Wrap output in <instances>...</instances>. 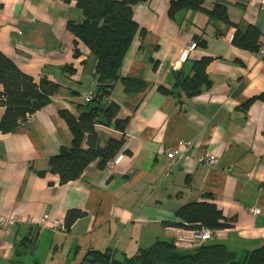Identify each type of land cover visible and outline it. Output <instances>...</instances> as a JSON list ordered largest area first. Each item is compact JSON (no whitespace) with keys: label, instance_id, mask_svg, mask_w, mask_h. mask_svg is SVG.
<instances>
[{"label":"crops","instance_id":"obj_1","mask_svg":"<svg viewBox=\"0 0 264 264\" xmlns=\"http://www.w3.org/2000/svg\"><path fill=\"white\" fill-rule=\"evenodd\" d=\"M215 5L225 7L227 21H212L205 10L169 14L170 0L134 5L138 30L120 75L144 81L146 90L125 94L117 83L104 101L119 109L114 121L94 127L102 148L115 142L110 159H123L113 170L96 160L60 185L49 160L72 146L61 113L78 118L96 105L83 102L95 91L96 56L67 28L84 17L72 0H0V51L36 83L55 86L13 132H0V264H81L92 249H110L121 260L158 241L173 243L177 211L202 200L234 221L211 242L237 260L264 246V101L257 99L264 58L232 42L236 30L254 27L263 50L264 13L260 0L202 1L206 10ZM191 44L195 50L179 64ZM202 58L209 59V86L186 97L176 81ZM80 146L87 149L86 136ZM171 150L174 161L166 156ZM204 154L217 166L198 163ZM75 209L86 216L69 230L39 225L44 216L64 223Z\"/></svg>","mask_w":264,"mask_h":264},{"label":"trees","instance_id":"obj_2","mask_svg":"<svg viewBox=\"0 0 264 264\" xmlns=\"http://www.w3.org/2000/svg\"><path fill=\"white\" fill-rule=\"evenodd\" d=\"M72 1L76 2L84 20L81 24L69 22L67 28L97 59L94 73L95 95L91 101L96 105L83 112L78 118L68 112L61 113L72 135V146L58 149L56 155L49 160V167L58 177L60 185H66L80 178L86 168L96 160H101L105 164L110 159L115 149V142L109 141L102 148L94 127L110 124L119 111L115 104L104 103L111 89L117 83H121L125 94H139L146 90L144 81L123 78L120 70L138 30L132 18V8L147 0ZM202 1L170 0L169 14L180 9L205 10L210 20L227 21L224 6L215 5L211 10H206L202 7ZM259 35L254 27L248 28L244 33L236 30L232 42L239 48L259 54ZM75 52L77 53V49ZM208 63L207 58L195 61L189 75L178 77L176 85L186 97L197 95L202 87L209 86L206 75ZM0 85L2 86L0 106L3 108L0 132L4 135L13 132L20 122L44 106L55 91V86L44 78L36 83L31 77L23 74L1 51ZM159 92L164 95L171 94L161 86ZM257 99L264 101V95ZM114 123L117 125L119 122ZM84 136H86V150H82L80 146ZM85 216L86 212L79 209L67 211L64 216V230H69L76 221ZM177 217L178 221L169 224L170 227L185 230L205 227L217 232L214 236L232 228L234 223L233 219L224 218L216 205L207 200L181 206L177 211ZM81 264H264V246L250 251L237 260L222 243L214 241L187 252L178 251L174 243L158 241L121 260L115 258L110 249L105 251L92 249L87 251Z\"/></svg>","mask_w":264,"mask_h":264},{"label":"built area","instance_id":"obj_3","mask_svg":"<svg viewBox=\"0 0 264 264\" xmlns=\"http://www.w3.org/2000/svg\"><path fill=\"white\" fill-rule=\"evenodd\" d=\"M260 8L262 13H264V0H260ZM195 48H196V44H191L186 48H184L180 52L178 63L184 64L188 60L190 52L194 51ZM260 55L264 57V49L260 51ZM94 95L95 94L92 91L87 92L83 97V102L86 104L90 103ZM182 145L187 148L190 146V143L184 142ZM166 156L170 161L175 160V155L173 150L167 152ZM122 159H123L122 155L118 156L116 159H109L106 161L105 167L108 170H113L114 167H116L122 161ZM197 161L200 164H205L212 168L216 167L218 164V159L215 156H210L208 154L199 156L197 158ZM251 211L253 212V210ZM39 224L42 226L47 225L46 227L50 229L52 228L53 230H64V225L62 223H60L59 221H53L52 223H49L47 221V216L42 217L39 221ZM176 230L178 232L175 233L176 235L174 237L175 240L173 243L178 249H185V250L195 249L210 242L211 240H213L214 234L217 233V232H212L205 227H200L198 229H193V230H185V229H176Z\"/></svg>","mask_w":264,"mask_h":264},{"label":"bare ground","instance_id":"obj_4","mask_svg":"<svg viewBox=\"0 0 264 264\" xmlns=\"http://www.w3.org/2000/svg\"><path fill=\"white\" fill-rule=\"evenodd\" d=\"M251 210H253V212L251 211ZM251 213H253V214H256L257 213V211L256 210H254L253 208H251L250 210H249ZM55 221H58V220H55ZM60 223H62L63 225H64V223L63 222H61V221H59ZM52 223V222H51ZM40 225V224H39Z\"/></svg>","mask_w":264,"mask_h":264},{"label":"rangeland","instance_id":"obj_5","mask_svg":"<svg viewBox=\"0 0 264 264\" xmlns=\"http://www.w3.org/2000/svg\"><path fill=\"white\" fill-rule=\"evenodd\" d=\"M89 92V91H88ZM92 92H94V91H92ZM177 248V247H176ZM178 249V248H177Z\"/></svg>","mask_w":264,"mask_h":264}]
</instances>
